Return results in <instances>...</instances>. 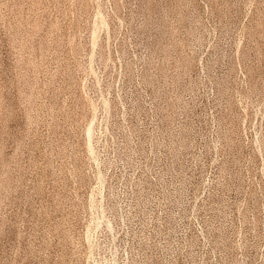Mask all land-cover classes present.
<instances>
[{
	"label": "rangeland",
	"instance_id": "374dc122",
	"mask_svg": "<svg viewBox=\"0 0 264 264\" xmlns=\"http://www.w3.org/2000/svg\"><path fill=\"white\" fill-rule=\"evenodd\" d=\"M0 264H264V0H0Z\"/></svg>",
	"mask_w": 264,
	"mask_h": 264
}]
</instances>
